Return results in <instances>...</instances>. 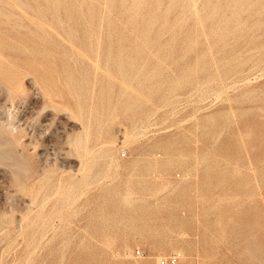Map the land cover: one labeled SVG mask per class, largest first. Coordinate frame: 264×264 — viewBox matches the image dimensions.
Returning <instances> with one entry per match:
<instances>
[{
    "label": "rangeland",
    "instance_id": "374dc122",
    "mask_svg": "<svg viewBox=\"0 0 264 264\" xmlns=\"http://www.w3.org/2000/svg\"><path fill=\"white\" fill-rule=\"evenodd\" d=\"M174 253L264 264V0H0V264Z\"/></svg>",
    "mask_w": 264,
    "mask_h": 264
},
{
    "label": "built area",
    "instance_id": "2783aa9c",
    "mask_svg": "<svg viewBox=\"0 0 264 264\" xmlns=\"http://www.w3.org/2000/svg\"><path fill=\"white\" fill-rule=\"evenodd\" d=\"M137 254H141L140 249L137 250ZM178 260L179 254L174 253L168 256L167 258H163L162 260H160V264H176Z\"/></svg>",
    "mask_w": 264,
    "mask_h": 264
}]
</instances>
